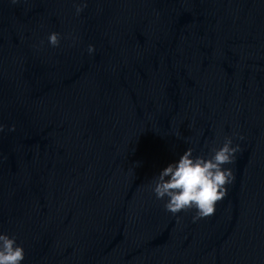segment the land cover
I'll return each instance as SVG.
<instances>
[{"label":"water","instance_id":"water-1","mask_svg":"<svg viewBox=\"0 0 264 264\" xmlns=\"http://www.w3.org/2000/svg\"><path fill=\"white\" fill-rule=\"evenodd\" d=\"M78 2L0 0V232L21 264H264V0ZM226 136L215 214L167 212L154 177Z\"/></svg>","mask_w":264,"mask_h":264},{"label":"clouds","instance_id":"clouds-1","mask_svg":"<svg viewBox=\"0 0 264 264\" xmlns=\"http://www.w3.org/2000/svg\"><path fill=\"white\" fill-rule=\"evenodd\" d=\"M16 2V0H13ZM87 6V0L76 4L75 13L80 14ZM57 32L48 35L52 47L60 45ZM43 44V41H41ZM92 53L94 47L88 46ZM3 125L0 124V131ZM14 130V125L10 127ZM240 146H232V138L226 136L222 146L213 147L210 156H193V148H187L173 163H169L149 185L155 198L164 201V208L172 215L195 210L193 222L215 214V206L227 195V185L234 181V172L224 165L233 164ZM166 198V199H165ZM25 259L24 248L16 243L15 237L0 232V264H21Z\"/></svg>","mask_w":264,"mask_h":264}]
</instances>
